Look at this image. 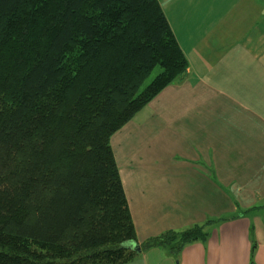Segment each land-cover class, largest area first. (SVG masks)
I'll return each mask as SVG.
<instances>
[{
	"label": "trees",
	"instance_id": "trees-1",
	"mask_svg": "<svg viewBox=\"0 0 264 264\" xmlns=\"http://www.w3.org/2000/svg\"><path fill=\"white\" fill-rule=\"evenodd\" d=\"M187 68L158 0H0V264H126L206 238L138 243L110 144Z\"/></svg>",
	"mask_w": 264,
	"mask_h": 264
},
{
	"label": "crops",
	"instance_id": "crops-1",
	"mask_svg": "<svg viewBox=\"0 0 264 264\" xmlns=\"http://www.w3.org/2000/svg\"><path fill=\"white\" fill-rule=\"evenodd\" d=\"M158 1L185 78L110 144L138 243L193 225L207 235L126 264H264V0Z\"/></svg>",
	"mask_w": 264,
	"mask_h": 264
},
{
	"label": "water",
	"instance_id": "water-1",
	"mask_svg": "<svg viewBox=\"0 0 264 264\" xmlns=\"http://www.w3.org/2000/svg\"><path fill=\"white\" fill-rule=\"evenodd\" d=\"M126 244H127V246H129V247H131L133 249H136V250L138 249V245L136 243H134V242H128Z\"/></svg>",
	"mask_w": 264,
	"mask_h": 264
},
{
	"label": "rangeland",
	"instance_id": "rangeland-1",
	"mask_svg": "<svg viewBox=\"0 0 264 264\" xmlns=\"http://www.w3.org/2000/svg\"><path fill=\"white\" fill-rule=\"evenodd\" d=\"M156 71H157V70L155 69V70L152 72V75H151V76H153V75L156 73Z\"/></svg>",
	"mask_w": 264,
	"mask_h": 264
}]
</instances>
